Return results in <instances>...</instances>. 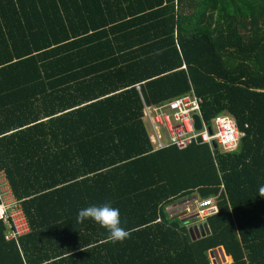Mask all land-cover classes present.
<instances>
[{"label": "trees", "instance_id": "obj_1", "mask_svg": "<svg viewBox=\"0 0 264 264\" xmlns=\"http://www.w3.org/2000/svg\"><path fill=\"white\" fill-rule=\"evenodd\" d=\"M191 91L235 150L153 151L143 100ZM0 173L29 225L0 264H264V0H0ZM105 202L123 242L77 221Z\"/></svg>", "mask_w": 264, "mask_h": 264}, {"label": "built area", "instance_id": "obj_2", "mask_svg": "<svg viewBox=\"0 0 264 264\" xmlns=\"http://www.w3.org/2000/svg\"><path fill=\"white\" fill-rule=\"evenodd\" d=\"M136 88L140 91V84H137ZM201 102L202 98L193 91L159 104H148L143 100V119L153 151L168 147L185 149L192 144H206L212 149L213 143L225 152L237 148L244 131L237 127L234 118L228 113L221 112L207 122L201 113ZM195 114L200 119L199 128L195 126ZM196 210L201 218L215 213L214 198L198 200ZM0 221L7 227L5 236L7 240H17L29 230L21 209L15 203L4 204L1 192Z\"/></svg>", "mask_w": 264, "mask_h": 264}, {"label": "clouds", "instance_id": "obj_3", "mask_svg": "<svg viewBox=\"0 0 264 264\" xmlns=\"http://www.w3.org/2000/svg\"><path fill=\"white\" fill-rule=\"evenodd\" d=\"M259 192L261 196H264V186L260 187ZM89 219L107 231V242H123L131 236V231L122 226L119 208L113 207L110 202L101 205L93 204L78 211L79 223Z\"/></svg>", "mask_w": 264, "mask_h": 264}, {"label": "crops", "instance_id": "obj_4", "mask_svg": "<svg viewBox=\"0 0 264 264\" xmlns=\"http://www.w3.org/2000/svg\"><path fill=\"white\" fill-rule=\"evenodd\" d=\"M0 192L2 196V202L6 205H12L15 203L14 198L12 197L10 190L3 180V175L0 173ZM218 250V257L220 258L221 261L224 262V264H230L232 262V259L229 258L224 251H221L220 249ZM216 263V262H214Z\"/></svg>", "mask_w": 264, "mask_h": 264}, {"label": "water", "instance_id": "obj_5", "mask_svg": "<svg viewBox=\"0 0 264 264\" xmlns=\"http://www.w3.org/2000/svg\"><path fill=\"white\" fill-rule=\"evenodd\" d=\"M194 120H195V126L199 128L200 119L197 114L194 115ZM212 146L214 149L217 148V145L215 143H213ZM189 231H190V235L192 236V238H194L193 236H196L195 238L197 239L200 237H204L208 233L207 224L205 221H202L201 223H194L189 227ZM208 254L210 256V253Z\"/></svg>", "mask_w": 264, "mask_h": 264}, {"label": "rangeland", "instance_id": "obj_6", "mask_svg": "<svg viewBox=\"0 0 264 264\" xmlns=\"http://www.w3.org/2000/svg\"><path fill=\"white\" fill-rule=\"evenodd\" d=\"M199 199L197 197H194L193 199H190L186 202H183V203H179L180 206H182L183 204L187 205L188 208H195L196 207V202L198 201ZM178 205V204H176ZM176 205H173V206H169L168 208H172V207H180V206H176ZM186 207V209H187ZM190 224H192L191 221H189L187 224H186V227H188ZM211 256H213L215 258V261H216V264H224L223 261L220 260V258L218 257V250H215L213 251V254H211Z\"/></svg>", "mask_w": 264, "mask_h": 264}]
</instances>
